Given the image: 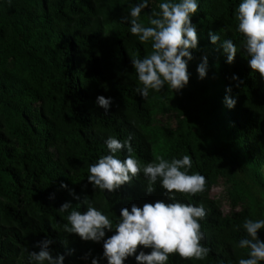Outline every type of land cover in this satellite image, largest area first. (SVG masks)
Segmentation results:
<instances>
[{
  "label": "trees",
  "instance_id": "trees-1",
  "mask_svg": "<svg viewBox=\"0 0 264 264\" xmlns=\"http://www.w3.org/2000/svg\"><path fill=\"white\" fill-rule=\"evenodd\" d=\"M134 2L0 0V264H28L29 251L39 250L34 243L45 237L53 239L54 255L74 249L64 264H91L100 256L102 242L64 233L68 213L58 208L66 201L76 208L86 195L115 226L121 208L165 199L158 183L146 192L142 174L114 193L94 192L88 165L107 154L108 136L131 137L132 155L142 166L157 155H190L189 172L206 178L204 192L176 198L203 204L201 243L209 253L203 260L171 254L168 264H237L247 258L248 250L238 246L246 236L240 226L246 218L264 219V81L241 49L233 15L240 0H199L192 17L199 43L188 63V85L179 93L165 86L146 98L134 90L131 58L150 54L151 41L139 42L122 20ZM159 2L151 0L141 13L146 26ZM210 31L237 45L233 63L210 43ZM201 56L209 65L203 80L196 72ZM226 86L236 99L232 108L223 102ZM99 95L113 98L107 112L95 103ZM220 182L228 215L210 196ZM258 236L264 240V230Z\"/></svg>",
  "mask_w": 264,
  "mask_h": 264
},
{
  "label": "clouds",
  "instance_id": "clouds-1",
  "mask_svg": "<svg viewBox=\"0 0 264 264\" xmlns=\"http://www.w3.org/2000/svg\"><path fill=\"white\" fill-rule=\"evenodd\" d=\"M150 3L151 0H135L129 4L127 15L122 17L139 42L151 41L150 54L131 58L136 74L134 90L142 98L148 97L150 91L160 92L165 86L175 93L181 92L189 83L188 63L193 59L192 50L197 49L199 43L196 25L192 22L199 0H160L159 11L151 12L146 26L140 17ZM233 15L238 21L236 31L242 36L241 49L247 54V64L264 81V0H240ZM209 40L222 50L226 63H233L237 45L232 39L221 40L218 32L210 31ZM208 66V57L201 56L196 68L198 79L207 76ZM232 80L240 78L233 74ZM231 91V86H226L223 102L228 108L236 103ZM95 103L107 112L113 98L99 95ZM131 141V137L121 140L108 136L104 141L107 154L88 165L87 184L94 192L114 193L142 174L146 192H153V185L158 183L165 199L121 208L115 226L86 195L80 202L83 211L80 204L73 208L71 202L66 201L58 208L59 212L68 213L67 222L62 226L64 233L75 234L82 241L102 242L103 252L92 257L91 264H125L129 258H133L135 264H168L171 254L205 259L209 248L201 243L204 233L200 222L205 219L206 210L201 203H185L176 198L177 193L192 196L204 192L205 176L189 172L193 160L187 154L170 160L157 155L142 166L132 155ZM121 152L126 153L123 159L118 155ZM60 188L67 189L68 185L61 182ZM69 193L79 199L71 189ZM49 199H54V194H50ZM240 227L246 236L239 240L238 246L248 253L247 258L238 259L237 264H264V240L258 236V230H264V219L246 218ZM109 232L112 235H107ZM53 243L48 237L36 241L33 247L39 250L29 251L28 264H64L65 255H72L74 249L54 255L50 247ZM90 255L86 253L83 259L87 260Z\"/></svg>",
  "mask_w": 264,
  "mask_h": 264
},
{
  "label": "rangeland",
  "instance_id": "rangeland-1",
  "mask_svg": "<svg viewBox=\"0 0 264 264\" xmlns=\"http://www.w3.org/2000/svg\"><path fill=\"white\" fill-rule=\"evenodd\" d=\"M210 196L213 199H217L221 201L222 211L225 215H228L231 212V206L229 203V199L227 198V195H226V186L224 185L223 182H220L217 186H215L211 190Z\"/></svg>",
  "mask_w": 264,
  "mask_h": 264
}]
</instances>
